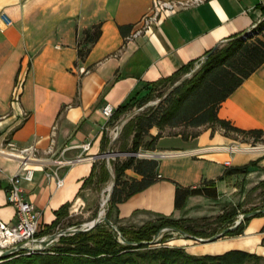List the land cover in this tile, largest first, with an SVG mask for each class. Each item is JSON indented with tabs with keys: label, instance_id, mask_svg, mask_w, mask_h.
<instances>
[{
	"label": "crops",
	"instance_id": "obj_1",
	"mask_svg": "<svg viewBox=\"0 0 264 264\" xmlns=\"http://www.w3.org/2000/svg\"><path fill=\"white\" fill-rule=\"evenodd\" d=\"M153 1L0 0V150L9 143L35 144L45 156L56 127L55 157L64 149L67 158L93 157L62 168L61 187L54 177L47 178L41 163L32 164L34 179L24 180L22 185L41 215L40 232L53 224L63 205L70 204L67 218L87 204L94 186L101 183L99 167L112 140L111 126L123 118H108L103 113L105 104L116 109L127 103L136 106L153 90V82L190 62L197 66L216 45L250 30L264 18V0H208L179 10L131 38ZM96 25L101 34L87 44L89 52L80 57L79 48L87 46L85 32ZM82 67L88 72L81 73ZM218 116L242 129L264 130V64L221 104ZM199 130L196 137L165 133L158 140L151 151L169 154L151 158L159 162L160 179L116 203L114 220L118 224L141 226L154 215L175 218L189 204H242L264 180L263 148L226 135L219 126ZM158 132L153 127L150 135ZM88 143L89 149L84 151ZM251 161L256 163L247 174L220 179L227 168ZM94 165L95 177L88 182ZM0 168V220L13 224L17 211L8 202L9 177L17 172L19 161L0 152ZM126 175L141 178L133 169H127ZM205 180L215 181L218 198L192 195L182 209H176L177 185L194 187ZM263 226L264 216L256 215L244 223L241 234L188 251L219 254L240 249L264 256Z\"/></svg>",
	"mask_w": 264,
	"mask_h": 264
},
{
	"label": "trees",
	"instance_id": "obj_2",
	"mask_svg": "<svg viewBox=\"0 0 264 264\" xmlns=\"http://www.w3.org/2000/svg\"><path fill=\"white\" fill-rule=\"evenodd\" d=\"M85 33L84 43L86 45L94 43L101 34L100 26L96 25L93 30H86ZM89 50L88 45L79 48V56L84 57ZM262 64H264V18L250 30L239 33L218 46L198 71L163 102L131 119L124 126L123 133L129 137L133 135L132 142L131 146L128 149L124 148L123 151L155 150L158 140L165 135L166 130L177 128L183 130L174 132V135L181 134L184 139L198 136L201 127L219 126L226 135L233 136L241 142L251 143L254 146L264 143L263 129H242L218 116L221 104ZM195 67L194 62H190L173 75L153 82V90L138 102L139 107L152 100L161 87L172 86ZM134 106L135 104L127 103L118 107L111 119L118 120ZM153 127L159 129L156 135H150ZM189 129L195 130L192 132ZM148 136L150 139H147ZM255 163L256 161H251L243 166L229 167L220 179L225 175L247 174ZM111 165L117 182L109 204L107 214L109 219L117 202L148 188L160 179L157 173L159 162L156 159L132 155L125 160L119 158L111 160ZM95 169L96 165L86 181L90 182L94 179ZM127 169H133L141 175V178L124 179ZM99 170V180L111 178L105 161L101 162ZM262 186L264 180L253 190L256 191ZM192 195L217 199L219 192L214 180H205L194 187L177 185L176 209H182L186 199ZM69 207L70 204H65L57 210L56 220L44 231L39 232L38 236L53 233V229L69 215ZM239 209V205L232 206L217 217L221 228L216 233L235 223ZM257 209L261 208H254L244 213ZM257 216H264V213ZM249 219L228 231L225 236L241 234L244 223ZM196 221L190 218L176 219L172 216L160 215L157 221L150 220L141 226H126L117 224L118 221L114 220L120 232L107 222H101L89 231L62 236L48 249H38L30 254L18 252L2 258L0 264H264V256L240 249L219 254H193L184 246L169 245L168 233L154 240L155 235L165 227L180 229L189 236L208 237L206 232L197 231L191 224ZM261 231L264 233V226ZM120 233L126 241L121 240ZM152 240L154 241L151 242ZM262 243L264 245V238Z\"/></svg>",
	"mask_w": 264,
	"mask_h": 264
},
{
	"label": "built area",
	"instance_id": "obj_3",
	"mask_svg": "<svg viewBox=\"0 0 264 264\" xmlns=\"http://www.w3.org/2000/svg\"><path fill=\"white\" fill-rule=\"evenodd\" d=\"M208 0H154L148 13H146L136 29L131 35V38L138 37L150 28L154 23H160L167 16L174 14L182 9H187L196 5L207 2ZM7 24L11 21L3 14L2 16ZM199 65V63L197 64ZM81 73L88 72L85 67L80 68ZM115 106L111 103L105 104L103 107V113L112 118L115 113ZM117 132V127L112 129L111 138H114ZM53 138L52 144L47 150H45L43 156L40 150L35 144L28 146H17L14 143H9L7 147L0 150V152L6 157L13 158L19 161V168L17 172L9 177L10 187L8 190V202L15 206L17 211V221L13 224L0 220V255L6 250L16 248L18 246L25 247V250H19L18 252H24L30 254L40 246L37 240L42 239L44 236H38L41 230L40 213L36 209L33 202L27 199L25 189L22 185V181H32L35 175V169L32 166L33 163H41L45 167V174L47 178L54 177L58 187L64 185V177L60 175V170L64 167H70L85 159H92L81 154L75 158L65 157L66 149L59 153V156L55 157V135L56 127L52 131ZM90 143L84 144V151L88 150ZM263 148L264 146H255ZM234 149V148H233ZM202 150H196V153ZM264 151V150H263ZM139 152V151H138ZM133 152L134 156H141L142 154ZM169 154H156L155 152L147 153L144 158H158L159 156H165ZM103 157V155H102ZM230 164V162H227ZM2 169L0 168V172ZM61 230L57 228V232Z\"/></svg>",
	"mask_w": 264,
	"mask_h": 264
},
{
	"label": "rangeland",
	"instance_id": "obj_4",
	"mask_svg": "<svg viewBox=\"0 0 264 264\" xmlns=\"http://www.w3.org/2000/svg\"><path fill=\"white\" fill-rule=\"evenodd\" d=\"M169 87L170 86L161 87L159 90V93L156 94V96L152 100H150L149 102L156 101L157 99H159L161 97V94H164L168 90ZM159 94H160V96H159ZM140 107H142V106H140ZM140 107L137 104L131 110V112H134L135 110H137ZM130 113H128V114H130ZM128 114H125L122 117L124 118ZM117 125L118 124L112 125L111 128L114 129L115 127H117ZM182 130H183L182 128H177L174 130L167 129L165 133L181 132ZM194 130L195 129H189V131H192V132ZM128 140H129V136L127 134H124L123 130H122V132L120 133L115 145L113 146L114 153L112 154V156L110 158V162H111V160H114L116 158H119V160H125L129 156L133 155L132 154L133 152L123 151L124 148L128 149L131 146V143L129 145ZM256 146L262 147V146H264V143H259ZM151 152H154V151L141 149L138 153H140L142 155L141 156L136 155V156L140 157V158H144L147 153H151ZM101 160L105 161V158L103 157ZM111 167H112V165H111ZM112 170H113V167H112ZM123 178L128 179L129 176L125 175ZM111 181H112L111 178H106L105 180H102L101 183H97L93 188L94 192H93V194L90 195L89 201L87 202V204L82 205L81 208H77L75 213L70 215V217L64 218L60 222L58 227H60L61 229H65V228L72 227L75 225L88 223L91 220H93L98 215V213H100V210L103 211L102 200H103L104 196H106V200H107V195H108L107 187L111 184ZM109 204H111V203L109 202ZM237 205L240 206L239 215L243 214L244 211H249V210H252L254 208H261V209L263 208L264 209V186H262L259 191L253 190L252 192H250L242 204H232V203H228V202L220 203V204H216V203L189 204V206H187V208L180 214V216L175 217V218L176 219L190 218V219L197 220L196 222H193L191 224L195 227V229L197 231H204L208 234V237H200V238H210V237L215 236L217 234L216 231L221 228V225H220L217 217L220 214H222L224 212V210L230 209L232 206H237ZM109 207H110V205H108L107 208H106V206L104 207L106 209V213H105L106 216L108 214ZM115 207H116V205L113 206L112 217L110 218L112 221H114V219H115ZM239 215L237 216V219H238ZM159 218H160V215H154L150 218V220L157 221ZM150 220H148V221H150ZM128 226H130V225H128ZM165 228L161 229V231H160L161 233H160V236L158 237V239L162 238L165 234L168 233L169 238L167 240V243L169 245L184 246V247H187V250H189V251H192L194 249V246H196V245L211 244L212 242H214V241L202 242V241L194 239V238L190 237L188 234L182 233L176 229H169V228L165 229ZM224 237H226V236H223L221 238H224ZM221 238H219V239H221Z\"/></svg>",
	"mask_w": 264,
	"mask_h": 264
},
{
	"label": "water",
	"instance_id": "obj_5",
	"mask_svg": "<svg viewBox=\"0 0 264 264\" xmlns=\"http://www.w3.org/2000/svg\"><path fill=\"white\" fill-rule=\"evenodd\" d=\"M218 46H219V44L216 45L207 54H205L204 57L201 59L199 65H197L190 72L184 74L179 80H177L172 86H170L168 88V90L159 99H157L156 101H151V102L146 103L142 107L138 108L134 112H131L130 114H128L127 116L122 118V120L119 122V124L117 125L116 135H115L114 138H112V140H111V142H110V144L108 146V150L103 154V157L105 158V161H106V166H107V168L109 170L110 177H111V180H112L111 181L112 184H111V187L109 188V192H108V195H107L106 208L109 205V202L111 201V198H112L115 186H116V182H117L116 176H115V174H114V172L112 170V167H111L110 158H111L112 154L114 153L113 146L115 145L120 133L122 132V130L124 128V126L131 119H133L136 115L140 114L142 111L146 110L147 108H149L151 106L159 105L161 102H163L172 92H174L179 86H181L187 79L192 77L198 71V69L211 56V54L218 48ZM261 213H264V209H258V210H253V211H250V212L243 213V214L239 215V217L235 221L234 225L229 226L227 228H224L222 231H220L219 233H217L213 237H210V238H200V237H197V236H190V237H192L194 239H197V240H200L202 242H212V241L218 240L219 238L225 236V234L228 231L233 230L236 227H238L246 219H249V218H251L253 216H256V215H259ZM101 222H107L109 225L112 226V228H114L115 230L119 231V226L117 224H115L106 215L101 217L100 213H98V215L93 220H91L88 223L75 225V226H72V227L61 229V230H59L57 232H53L51 234H47L42 239L37 240V243L40 245L38 247V249L39 250L48 249L52 245H54L62 236H68V235H72V234L79 233V232L89 231V230L93 229L97 224H99ZM168 228L169 229H176V230L184 233L182 230L177 229V228H173V227H166L165 229H168ZM160 233L161 232H158L155 235L154 240H158V237L160 236ZM120 238H121L122 241H126V239L122 235V233H120ZM154 240H152L151 242H153ZM143 243H147V242H143ZM25 249H27V248L22 247V246H18L16 248H13V249H10V250H6V251H4V253L2 255H0V259L8 257L10 255H13V254L17 253V251H19V250H25Z\"/></svg>",
	"mask_w": 264,
	"mask_h": 264
},
{
	"label": "bare ground",
	"instance_id": "obj_6",
	"mask_svg": "<svg viewBox=\"0 0 264 264\" xmlns=\"http://www.w3.org/2000/svg\"><path fill=\"white\" fill-rule=\"evenodd\" d=\"M111 184H112V182H111ZM111 184L107 187V192H109V188L111 187ZM102 205H103V206H102L103 211L100 210V216H101V217L104 216L105 213H106V209L104 208V207L106 206V196L103 197Z\"/></svg>",
	"mask_w": 264,
	"mask_h": 264
}]
</instances>
